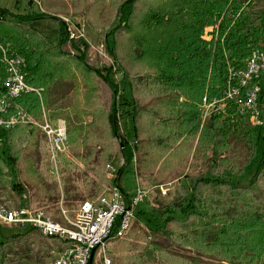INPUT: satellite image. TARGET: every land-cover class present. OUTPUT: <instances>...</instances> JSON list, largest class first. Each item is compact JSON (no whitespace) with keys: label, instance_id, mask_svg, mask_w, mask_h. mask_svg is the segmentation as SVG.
I'll use <instances>...</instances> for the list:
<instances>
[{"label":"trees","instance_id":"16d2710c","mask_svg":"<svg viewBox=\"0 0 264 264\" xmlns=\"http://www.w3.org/2000/svg\"><path fill=\"white\" fill-rule=\"evenodd\" d=\"M38 2L41 10L26 14L0 8V102L7 94L6 51L24 58L26 83L39 90L16 99L9 113L24 110L39 119L44 108L51 122L66 120L68 144L78 153L62 156L59 181L47 184L39 172L36 129L28 130L29 124L0 129V162L11 191L25 207L65 225V217L74 220L83 202L107 195L104 171L120 151L124 166L115 185L128 206L121 180L129 167L157 183L158 233L215 261L264 264V125L255 126L250 113L239 116L231 103L213 108L202 123L201 109L205 98L209 104L221 99L231 70L242 68L256 49L264 52V14L253 22V10L264 0H74L61 9ZM52 12L83 16L89 28L106 32L113 65L93 66L89 43L71 40L68 24ZM51 19L58 24L56 41L34 28ZM209 27L214 28L210 42L203 39ZM140 69H152L156 78L144 83ZM102 84L112 93L109 107ZM257 106L264 123V88ZM121 120L131 121L125 136ZM237 139L247 148L244 159L232 153ZM254 160L259 163L246 184L226 176H243ZM199 161L206 173L191 169ZM2 195L12 208L13 195L7 190ZM17 237L30 246L47 240L35 230ZM148 239L133 227L112 240V264H191L164 250L149 260L139 253ZM0 264H9L4 247Z\"/></svg>","mask_w":264,"mask_h":264},{"label":"built area","instance_id":"2783aa9c","mask_svg":"<svg viewBox=\"0 0 264 264\" xmlns=\"http://www.w3.org/2000/svg\"><path fill=\"white\" fill-rule=\"evenodd\" d=\"M68 32L71 40L87 42L85 27L70 26ZM4 51V50H3ZM4 63L8 74L3 81L6 97L0 102V129L10 130L18 124H29L30 117L24 110H16L14 101L26 93L38 92L28 86L22 72L24 58L20 55L8 56L4 51ZM264 88V52L256 49L252 56L239 70L230 71V81L221 93V99L209 104L204 99L201 109L202 118L215 107L226 108L231 103L237 107L239 116L251 114L253 124L262 126L258 98ZM44 136L50 143L49 159L57 166L60 155L67 152L68 132L64 123L54 125L45 121L41 125ZM1 151V143H0ZM119 169L112 163L106 167L107 178L112 188L107 195L94 200H87L80 205L75 220L67 219L66 224L53 220L43 210H33L18 206L10 208L0 198V225L18 228L28 232L35 230L45 239L57 243L60 253L53 258L50 264H112L110 258V242L114 239L124 238L133 228L138 207L148 198V190L137 184L130 196V206L122 193L115 185ZM65 214V213H64ZM117 227V229H116Z\"/></svg>","mask_w":264,"mask_h":264},{"label":"rangeland","instance_id":"374dc122","mask_svg":"<svg viewBox=\"0 0 264 264\" xmlns=\"http://www.w3.org/2000/svg\"><path fill=\"white\" fill-rule=\"evenodd\" d=\"M33 1L35 4L32 6L30 2ZM39 0H0V8L8 9L10 13L19 15V14H26L27 12L31 11H39L40 4ZM74 0H48V5L56 8L61 9L64 7L72 6ZM260 14H264V2L259 4L253 10V22L258 23V17ZM52 17L61 19L65 22V19L69 21L70 26H77V27H85V35L87 42L90 45L89 49V60L91 64L95 67H110L113 65L112 58L108 55L106 50L105 44V33L96 29H91L85 22L83 16L77 15L74 16L73 13L62 15L58 12H52L49 14ZM58 24L54 20H44L42 22L36 23L34 28L42 33L44 36L51 38L52 40L56 41L59 38V29ZM214 31L213 27H209L206 29V32L203 36V39L207 41H211L212 37L209 36V33ZM65 50L69 51L70 47H65ZM137 72V70H135ZM140 72V77L143 78V82L145 83L147 80L156 78V72L152 69L148 70H138ZM150 75V76H148ZM152 75V76H151ZM115 77V75H114ZM103 88V97L104 103L107 107H109L111 102V91L109 87L105 84H102ZM63 106L67 107L68 104H64ZM202 107V106H201ZM225 109V108H220ZM209 114L202 119V123H204L207 119H209ZM50 114L43 108L42 110V117L36 118L31 116L30 123L28 130L36 129L39 136V149H40V156H41V163L39 165V172L42 176L43 180L47 184H51L54 181H59V167H60V158L64 156L67 159L73 158L78 150L73 149L67 141V152L59 156L57 166L50 162V143L48 139L44 136L41 125L45 121H49L50 123L57 125L59 123H64L67 127V122L64 119H58L55 122H51ZM203 115V113H202ZM201 122V121H200ZM200 125V123H199ZM131 130V121H123L121 120V133L125 136ZM68 132V127H67ZM77 151V152H76ZM232 153L234 156H238L241 158H245L247 155V148L241 139H237L232 144ZM114 166L119 169V171L124 166V160L121 158L120 151L116 152L114 159L110 162ZM259 161L254 160L250 166L246 169V172L243 176H235L231 175L230 173L226 172V176L229 177L233 182L239 184H246L252 177L253 173L257 169ZM191 169L195 170L196 172L206 173L207 169L202 161L197 163L191 164ZM7 169L6 166L0 162V198L5 201V197L2 195L4 190L9 191V194L13 195L15 202L12 208H17L18 205L25 207V203L22 202L19 197L11 191V182L12 180L7 176ZM105 177L107 181L110 182L104 193H109V190L112 188L111 181L107 178L106 171H104ZM137 184L144 190H148V198L147 200L142 203L137 211H136V219L134 221L133 227L138 229H142L148 236V243L146 248L140 251L144 257L148 258L151 261H155L158 253L162 250L172 253L177 256H181L187 259L191 264H227L222 263L219 261H215L211 258L204 257L197 255L195 252L183 250L181 249L178 244H176L172 239L167 238L161 233H158V223L156 221V215L154 209L156 208L155 204V197L157 194V183L155 182L153 177H141L136 174L135 166L132 165L129 167L126 172L123 174L121 180V186L123 189L132 194L137 187ZM11 191V192H10ZM77 217V216H76ZM69 219V218H67ZM65 217V220L67 222ZM76 219V218H75ZM74 219V220H75ZM71 220V219H70ZM25 232V230H21L18 228H10L8 226H1L0 225V243H5L3 246L0 244V247H4L7 250L9 264H50L53 258L57 257L60 253L59 246L56 242L51 240H43L41 243L37 245H27L23 242H19V235L20 233ZM11 237V238H10ZM9 238V239H7ZM111 258V257H110ZM112 260V259H111ZM102 261V260H101ZM99 261L97 264H103V262Z\"/></svg>","mask_w":264,"mask_h":264}]
</instances>
